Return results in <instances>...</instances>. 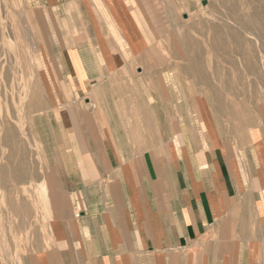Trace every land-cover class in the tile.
<instances>
[{"label":"crops","instance_id":"1","mask_svg":"<svg viewBox=\"0 0 264 264\" xmlns=\"http://www.w3.org/2000/svg\"><path fill=\"white\" fill-rule=\"evenodd\" d=\"M30 1L67 14L78 34H63L66 49L55 30L45 34L46 117L59 125L64 182L48 243L26 264H264V126L230 150L217 128L211 134L203 117L201 129L185 114L176 143H149L162 103L151 115L145 74L121 71L141 64L154 35L130 0ZM211 1L163 6L186 18Z\"/></svg>","mask_w":264,"mask_h":264},{"label":"rangeland","instance_id":"2","mask_svg":"<svg viewBox=\"0 0 264 264\" xmlns=\"http://www.w3.org/2000/svg\"><path fill=\"white\" fill-rule=\"evenodd\" d=\"M142 1L130 0V5L135 17L147 22L154 35L150 49L156 47L161 58L149 64L152 72H146L143 64L127 72L144 73V88L149 86L145 95L153 98V109L162 103L158 109L162 124L149 125V143H159L167 150L171 141L177 142L179 122L190 115L201 129L203 117L211 134L217 128L230 150L246 148L251 134L264 126V39L249 27L254 16L264 12V0H212L186 18L178 11L168 13L163 0H149L152 17ZM51 10L30 0H0V94L7 95L0 96V264H26L47 245L52 206L64 182L63 158L54 139L59 136V125L46 117L51 72H41V68L51 59L45 47L52 43L45 37L47 32L55 30L56 43L64 49L70 41L63 34L71 39L78 32L70 27L67 14L55 17ZM76 10L75 20L83 31L84 14ZM197 27L204 29L199 33ZM208 27L223 41L214 57L198 51ZM187 35L189 48L197 51L194 60L187 55L175 58L168 49L158 48L162 43L169 48Z\"/></svg>","mask_w":264,"mask_h":264},{"label":"bare ground","instance_id":"3","mask_svg":"<svg viewBox=\"0 0 264 264\" xmlns=\"http://www.w3.org/2000/svg\"><path fill=\"white\" fill-rule=\"evenodd\" d=\"M262 3H264V2H262ZM257 7H259V6H257ZM252 8H254V7H252ZM261 8V7H260ZM262 9V8H261ZM242 12V11H241ZM255 18H254V21L253 20H251V23L249 24V27H251L252 29H254L253 31L254 32H256L257 33V35H259L260 37H259V39H264V12L262 13H257L255 16H254ZM195 21V20H194ZM13 24V23H12ZM187 24V23H186ZM191 26V25H190ZM199 26V25H198ZM201 26H203V25H201ZM198 28V27H197ZM204 29V28H203ZM203 29H201V28H198L197 30H195V31H197V32H199V30H203ZM206 29V31H207V33H206V35H203V43H202V45H200V43H198L201 47H199V45H198V47H199V49H198V51H200V50H202V51H205V53H207V54H209L210 56H213L214 57V54L216 55L217 53H218V51L217 50H219L220 48V46H221V43H223V41L217 36V34H216V31H214V29L212 28V27H208V28H205ZM200 33V32H199ZM228 35V34H227ZM228 36H230V38H233V35H228ZM4 37V36H3ZM188 35L187 36H183V37H181L180 39H178L177 41H175V42H173L171 45L172 46H170L169 48L168 47H166L167 45L166 44H164V43H162L161 44V46L160 47H158V48H162V49H164V50H167L168 49V53L170 54V55H172V56H175V58H177L178 56H179V58H180V56L181 55H184L185 57H184V59L186 58V55H187V58L188 59H190V60H194L195 59V56H196V52H195V49H193V51H192V49L191 48H189V39H188ZM223 39V38H222ZM224 40V39H223ZM230 40V39H229ZM163 41V40H162ZM161 41V42H162ZM192 41V40H191ZM231 41V40H230ZM196 42H198V41H196ZM232 42V41H231ZM228 43V42H227ZM234 43V42H233ZM244 43V42H243ZM242 43V44H243ZM196 44V43H195ZM235 44V43H234ZM245 44V43H244ZM166 45V46H165ZM192 45V44H191ZM226 45V44H225ZM194 46V45H193ZM152 47V46H151ZM191 47V46H190ZM226 47V46H225ZM239 47H241V46H239ZM243 47H245V46H243ZM157 48V49H158ZM253 48V47H252ZM254 49V48H253ZM159 50V49H158ZM238 50H240V48H237V51ZM155 51H157L156 50V47L154 48H152V49H150L148 52H147V54L144 56V58L142 59V61L140 62L141 64H143V67H144V69H145V71L146 72H152V69H150L148 66H150L149 64L150 63H154V62H156L158 59H160L161 57L157 54V53H155ZM250 51V50H249ZM249 51H247V52H249ZM253 51V50H252ZM6 52H8V51H6ZM192 52H193V55H191L192 54ZM227 52V51H226ZM246 52V51H245ZM244 52V53H245ZM154 53H155V55H154ZM190 53V54H189ZM202 53V52H201ZM200 54V53H199ZM227 54H229V53H227ZM238 54H239V51H238ZM247 54V53H246ZM203 55V54H202ZM201 56V55H200ZM205 56H206V54H205ZM233 56V55H232ZM237 56H239V55H237ZM15 57V56H14ZM225 57H226V55H225ZM231 57V56H230ZM230 57H228L227 59H229ZM243 57H244V55H243ZM170 58V57H169ZM197 58V57H196ZM232 58V57H231ZM242 58V57H241ZM246 58H247V55H246ZM255 58V57H254ZM217 59V58H216ZM233 59H234V57H233ZM136 60V59H135ZM135 60H133V61H135ZM177 60V59H176ZM187 60V59H186ZM218 60V59H217ZM230 60H232V59H230ZM236 60H237V58H236ZM241 60V59H240ZM247 60V59H246ZM256 60V59H255ZM189 61V60H188ZM206 61V60H205ZM204 61V62H205ZM207 61H208V59H207ZM244 62L245 60L244 59H242L241 60V62ZM258 61V60H257ZM135 62H137V61H135ZM219 62V61H218ZM161 63V62H160ZM159 63V64H160ZM194 63H196V62H194ZM217 63V62H216ZM220 63V62H219ZM229 63V62H228ZM234 63H235V61H234ZM256 63V62H255ZM255 63H253L252 65H254ZM214 64H215V60H214ZM221 64V63H220ZM224 64H225V62H224ZM230 64H232V63H230ZM236 64V63H235ZM238 65H239V63H237ZM247 66H249L250 65V62L248 63L247 62ZM258 64V63H257ZM260 64H261V62H260ZM135 65V64H134ZM155 65V64H154ZM157 65V64H156ZM216 65V64H215ZM223 64H221V66H222ZM128 66V65H127ZM178 66V65H177ZM234 66H236V65H234ZM262 66V65H261ZM210 67H211V65H210ZM223 67V66H222ZM226 67V66H225ZM256 67V66H255ZM177 68V67H176ZM221 68V67H220ZM230 68V67H229ZM236 68V67H235ZM257 68V67H256ZM260 67H258L257 68V70L259 69ZM264 68V67H263ZM178 69V68H177ZM227 69H228V67H227ZM231 69V68H230ZM249 69V68H248ZM235 70V69H234ZM260 70V69H259ZM240 71H241V66H240ZM240 71H239V73H240ZM9 72V71H8ZM120 72V71H119ZM122 72H127L126 70L125 71H122ZM178 72V71H177ZM236 72L238 73V71H237V69H236ZM242 72V71H241ZM10 73V72H9ZM36 73V72H35ZM179 73V72H178ZM141 75V74H140ZM7 76V75H6ZM26 76V75H25ZM5 77V76H4ZM7 78V77H6ZM38 78V77H37ZM5 79V78H4ZM8 79H9V81H10V78H7V80L6 81H8ZM259 79V78H258ZM6 83V82H5ZM263 86V85H262ZM7 87V86H6ZM208 87V86H207ZM264 87V86H263ZM3 88V87H2ZM7 90H10L9 89V86H8V88H7ZM11 91H13V90H11ZM1 92V91H0ZM8 92V91H7ZM11 93H13V92H11ZM8 94V93H7ZM3 95H5L6 97H7V95H6V93L4 94H0V96L1 97H3ZM13 95H15V94H13ZM4 96V97H5ZM28 96V95H27ZM3 97V98H4ZM11 97V96H10ZM19 97V96H18ZM32 98V97H31ZM154 99H157V97L155 96L154 97ZM1 101V100H0ZM164 101V100H163ZM146 103H147V108H149V112H150V114L152 115L154 112L156 113V111L153 109V106H154V100H153V98H150V97H147L146 98ZM1 104H3V103H1ZM31 105V104H30ZM0 108H2V106L0 105ZM2 111V110H1ZM7 111V110H6ZM42 111V110H41ZM151 111H153V112H151ZM4 112V111H3ZM8 112H12L11 110L10 111H8ZM5 113V112H4ZM7 113V112H6ZM2 114V113H1ZM9 114V113H8ZM7 118V117H6ZM150 118V117H149ZM152 120V119H151ZM18 123H20L19 121H18ZM154 124L156 123V122H153ZM158 126V125H157ZM13 128L14 129H16L14 126H13ZM12 128V129H13ZM5 133V132H4ZM16 133V132H15ZM2 136H3V134H2ZM6 137V136H5ZM5 137H4V139H5ZM13 138V137H12ZM17 139V138H16ZM15 139V140H16ZM6 140V139H5ZM12 142V141H11ZM10 142V143H11ZM14 142V141H13ZM12 144H14V143H12ZM38 151V150H37ZM40 163V162H39Z\"/></svg>","mask_w":264,"mask_h":264}]
</instances>
